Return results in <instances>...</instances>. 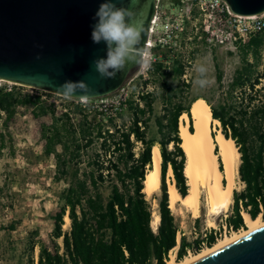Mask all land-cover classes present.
I'll list each match as a JSON object with an SVG mask.
<instances>
[{
  "label": "trees",
  "instance_id": "1",
  "mask_svg": "<svg viewBox=\"0 0 264 264\" xmlns=\"http://www.w3.org/2000/svg\"><path fill=\"white\" fill-rule=\"evenodd\" d=\"M235 47L240 66L218 107L201 95L189 98L190 84L182 79L184 59L166 50L154 53L149 78L143 82L152 83L154 89L137 97L132 94L119 106L75 104L57 114L38 94L17 87L0 88V109L6 122L19 107H30L36 119L50 118L49 124L40 126L38 142L42 160L53 159L51 181L63 184L57 194V212L50 217L49 246L38 230H31L16 241L18 250L12 247L13 264H166L176 247V260L181 261L188 248L198 247L202 241L206 247L216 244L213 230L191 243L181 236L177 243L178 227L165 183L171 167L178 193L188 195L180 118L188 116L193 133L191 108L198 99L209 105L222 135L234 142L240 154L238 179L243 188L232 193L227 229H245L244 213L264 220V30ZM215 72L216 83L223 88V72L216 63ZM156 145L161 157V195L155 231L144 182L153 169ZM4 147L5 134L0 131V151ZM219 164L222 172L220 160ZM66 217L69 226L63 230ZM13 226L11 222L8 231Z\"/></svg>",
  "mask_w": 264,
  "mask_h": 264
},
{
  "label": "water",
  "instance_id": "2",
  "mask_svg": "<svg viewBox=\"0 0 264 264\" xmlns=\"http://www.w3.org/2000/svg\"><path fill=\"white\" fill-rule=\"evenodd\" d=\"M223 1L240 16L264 12V0ZM103 2L0 0V81L73 99H97L117 91L137 66L128 65L114 78L96 71L94 61L106 58L107 52L105 43L91 39ZM112 2L131 13L128 22L142 29L144 46L155 0ZM66 82L75 86L72 94H64L61 86ZM188 264H264V226Z\"/></svg>",
  "mask_w": 264,
  "mask_h": 264
},
{
  "label": "rangeland",
  "instance_id": "3",
  "mask_svg": "<svg viewBox=\"0 0 264 264\" xmlns=\"http://www.w3.org/2000/svg\"><path fill=\"white\" fill-rule=\"evenodd\" d=\"M191 48L189 52L191 63L187 66L182 77L186 83L190 84L189 98L201 95L207 98L213 106L218 107L231 76L240 66L236 48L232 46L207 48L197 41ZM262 57L264 59V52ZM198 63L207 67L208 77L211 80L210 86L204 89L199 88L194 83L196 78L195 65ZM215 63L223 72V88L218 87L215 80ZM142 73L143 71L135 68L118 91L91 100L87 104L94 107L101 105L119 106L132 94L137 97L138 93L152 91L154 89L152 83L143 84L144 80L149 78L148 71ZM12 87H17L24 93L32 91V94L40 95L47 103L53 105L57 114L69 110L75 105L71 98L58 97L29 87L0 82V88L8 90ZM155 107L159 110L160 103L157 102ZM49 123V117L41 119L33 117L30 107L17 108L8 122L4 118L0 119V131L5 134V147L0 151V264L14 263L12 247L18 250L16 241L22 239L31 230H38L41 239L49 246L48 237L53 228L50 217L57 212V194L63 187L62 183L55 184L51 181L54 171L53 159L42 160L41 156V145L38 142L40 126ZM186 123L189 124V121ZM219 126L218 124V129ZM189 180L188 178L187 182ZM170 181L174 182V179L166 173V186L169 185ZM242 188L243 185L237 176L235 190L240 191ZM200 191L197 218L179 204L177 208L170 209L178 227L177 241L181 236H185L187 241L191 243L199 237L204 238L210 230L216 233L218 239L228 234L227 228L225 231V220L230 213L232 201L226 211L210 216L208 215L205 194L202 189ZM160 195V189L151 195L145 194L153 212L157 211V201ZM11 222L14 223V226L12 230L8 231ZM68 226L65 222L62 227L63 230H67ZM152 227L154 229L153 225ZM175 252L176 250H173L169 252V255H175Z\"/></svg>",
  "mask_w": 264,
  "mask_h": 264
},
{
  "label": "bare ground",
  "instance_id": "4",
  "mask_svg": "<svg viewBox=\"0 0 264 264\" xmlns=\"http://www.w3.org/2000/svg\"><path fill=\"white\" fill-rule=\"evenodd\" d=\"M1 82V81H0ZM193 104V103H192ZM194 132L190 133L188 116L183 114L180 118V137L187 162L185 167L189 190L186 197H182L174 182H169L168 193L171 208L181 207L193 213L194 217L199 215V201L201 189L204 192L205 201L208 208V215L214 216L221 211H226L232 200V193L235 190L236 178L240 154L231 139H226L218 129L219 122L213 120L209 105L202 99H198L191 108ZM186 123V124H185ZM218 148V153L216 150ZM153 169L147 173L144 182V192L148 195L160 189V165L161 157L158 146L153 148ZM219 160L223 171L219 170ZM169 177H173L171 167L168 169ZM225 180L226 183L222 181ZM246 228L244 230L230 233L218 239L212 247H205L199 253L187 255L181 261L175 259V255L170 254L166 264H188L189 262L207 255L245 235L264 226V220L259 216L251 219L246 213L243 214ZM69 225V219L66 217ZM159 224V215L153 212L152 225L155 231ZM177 247L174 249L176 250Z\"/></svg>",
  "mask_w": 264,
  "mask_h": 264
},
{
  "label": "built area",
  "instance_id": "5",
  "mask_svg": "<svg viewBox=\"0 0 264 264\" xmlns=\"http://www.w3.org/2000/svg\"><path fill=\"white\" fill-rule=\"evenodd\" d=\"M263 30L264 12L254 16H240L234 14L223 0H177L176 3L155 0V12L149 22L144 46H148L151 52L150 62L155 60V52L166 50L179 53L187 68L191 63L189 52L196 41L207 48H236L237 43L244 44ZM148 69L143 70V73ZM29 93L32 94V91ZM71 99L80 105L96 100ZM4 117L5 113L0 109V119ZM232 232L231 228L227 229L228 234ZM205 247L206 243L202 241L198 247L188 248L187 255L198 253Z\"/></svg>",
  "mask_w": 264,
  "mask_h": 264
},
{
  "label": "clouds",
  "instance_id": "6",
  "mask_svg": "<svg viewBox=\"0 0 264 264\" xmlns=\"http://www.w3.org/2000/svg\"><path fill=\"white\" fill-rule=\"evenodd\" d=\"M136 0H132L135 4ZM131 13L127 9L117 8L112 0H105L96 12V23L92 26L93 43H105L106 58L94 61L96 71L104 78H114L118 72L128 65L134 64L141 71L150 68L148 46L141 47L142 29L129 23ZM196 78L194 83L201 89L211 84L208 69L204 64L195 65ZM83 89L84 85L81 83ZM65 95L72 94L75 86L66 82L61 86Z\"/></svg>",
  "mask_w": 264,
  "mask_h": 264
},
{
  "label": "crops",
  "instance_id": "7",
  "mask_svg": "<svg viewBox=\"0 0 264 264\" xmlns=\"http://www.w3.org/2000/svg\"><path fill=\"white\" fill-rule=\"evenodd\" d=\"M187 126H189V124Z\"/></svg>",
  "mask_w": 264,
  "mask_h": 264
}]
</instances>
